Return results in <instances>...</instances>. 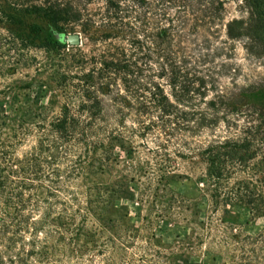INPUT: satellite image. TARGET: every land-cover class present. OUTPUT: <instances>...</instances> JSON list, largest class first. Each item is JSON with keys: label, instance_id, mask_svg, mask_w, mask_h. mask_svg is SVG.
Segmentation results:
<instances>
[{"label": "trees", "instance_id": "1", "mask_svg": "<svg viewBox=\"0 0 264 264\" xmlns=\"http://www.w3.org/2000/svg\"><path fill=\"white\" fill-rule=\"evenodd\" d=\"M91 3L98 9L82 8ZM227 4L67 0L7 16L14 23L23 22L24 15L35 17L29 36L5 43V53L13 51L15 63L26 65L21 51L42 38L41 23L60 32L80 28L92 49L61 57V66L52 64L54 73L64 69L58 74L64 102L57 110L12 106L4 115L0 264L123 262L132 243L120 203L133 199L131 184L137 175H151L153 200L163 204L160 193L170 180L168 143L185 140L190 156L196 155L187 140L206 130L216 133L221 124L225 135H213L199 154L207 165L203 182L216 208L247 210L252 221L264 220V109L252 105L253 90L227 95L220 86L223 76L237 72L228 65L235 58V44L253 53L244 21L227 20ZM219 61L225 63L218 67ZM127 119L134 123L130 130ZM128 134H156L162 143L154 167L133 164ZM120 162L126 172L112 184L85 192L75 188L88 168L112 170ZM223 234L220 245L228 264H264V225L254 237L237 234L229 224ZM81 239L87 246L77 247Z\"/></svg>", "mask_w": 264, "mask_h": 264}, {"label": "rangeland", "instance_id": "2", "mask_svg": "<svg viewBox=\"0 0 264 264\" xmlns=\"http://www.w3.org/2000/svg\"><path fill=\"white\" fill-rule=\"evenodd\" d=\"M66 1L0 0V125L12 106L35 110L41 105H50L57 110L64 102L63 90L58 85V74L64 69L60 67L54 73L52 64L61 66V57L79 52L90 54L92 45L89 36L80 28L60 32L48 23H41L42 38L28 42V47L21 51L27 60L26 65L15 63L13 51L5 53L9 49L5 43L11 42L12 37L29 36L30 23L35 20V17L24 15L23 22L14 23L7 16L17 13L23 16L27 12L46 10L54 2ZM82 8L93 12L98 9V4L91 3ZM226 9L227 20L244 21L248 47L253 53H246L242 43L235 44V58L228 65L237 72L220 79L221 90L227 95L253 90L256 96L252 98V105L264 109V0H228ZM72 34L81 37L80 45L70 44L68 37ZM255 53L260 54L259 59L251 55ZM223 63L219 61L217 66ZM133 127V121L127 119L125 128L130 130ZM215 130L216 133L206 130L201 136L187 140L190 148L196 152L193 156L184 147L185 140L173 139L168 143L169 161L166 164L170 180L167 188L160 193L162 197L159 199L163 200V204L153 200V191L149 190L147 179L151 175H137L131 184L133 199L120 203L124 205L120 212L125 220L122 224L124 229L129 230L128 239L132 245L123 253V262L119 264H226V251L220 245L224 239V224H229L234 232L244 236L254 237L261 232L264 220L252 221L249 211L216 208L203 182L207 165L199 154L213 139V135H225L222 124ZM128 137L133 164L137 167L146 164L154 167L159 160L157 152L162 143L157 140L156 134L144 138L128 134ZM116 155L128 160L119 150ZM125 168L124 162L112 170L92 166L77 181L75 188L85 192L87 188L110 185L126 172ZM225 210L230 211V215H225ZM87 244L81 239L77 247Z\"/></svg>", "mask_w": 264, "mask_h": 264}, {"label": "water", "instance_id": "3", "mask_svg": "<svg viewBox=\"0 0 264 264\" xmlns=\"http://www.w3.org/2000/svg\"><path fill=\"white\" fill-rule=\"evenodd\" d=\"M70 44L78 46L81 43V37L78 34H72L68 37Z\"/></svg>", "mask_w": 264, "mask_h": 264}]
</instances>
